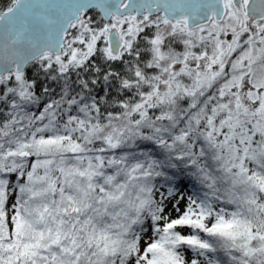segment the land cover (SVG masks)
Here are the masks:
<instances>
[{"label": "snow or ice", "instance_id": "snow-or-ice-1", "mask_svg": "<svg viewBox=\"0 0 264 264\" xmlns=\"http://www.w3.org/2000/svg\"><path fill=\"white\" fill-rule=\"evenodd\" d=\"M0 5V264H264V0Z\"/></svg>", "mask_w": 264, "mask_h": 264}, {"label": "trees", "instance_id": "trees-1", "mask_svg": "<svg viewBox=\"0 0 264 264\" xmlns=\"http://www.w3.org/2000/svg\"><path fill=\"white\" fill-rule=\"evenodd\" d=\"M0 6H2V5H0Z\"/></svg>", "mask_w": 264, "mask_h": 264}]
</instances>
